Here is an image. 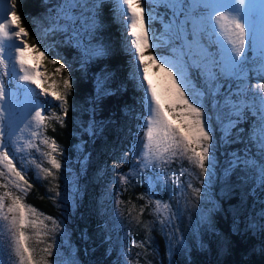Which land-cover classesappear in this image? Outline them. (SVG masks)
<instances>
[{
    "label": "snow or ice",
    "instance_id": "1",
    "mask_svg": "<svg viewBox=\"0 0 264 264\" xmlns=\"http://www.w3.org/2000/svg\"><path fill=\"white\" fill-rule=\"evenodd\" d=\"M243 5L244 0H237L238 7ZM105 6L109 7L113 22L122 24L125 36L131 37L128 51L134 66L130 79L142 91L141 104L145 113L141 131L137 133L136 163L142 169H160L153 174L149 193L154 195L155 190L161 188V165L172 158H186L199 169L201 176H210L219 163L218 145L237 142L243 148L232 154L225 171L230 175L236 170L246 176L250 174L253 187L264 192V83L259 82L264 80V28L257 49V34L241 18L240 12L233 15L219 11L209 15L207 8L194 0H112L111 4L107 0H60L51 11L54 17L51 30H66L75 25L72 29L75 44L85 62L99 60L109 52L105 45L92 43L103 30ZM18 7V0H3V10L0 11V102L15 98L27 108L25 119L43 127L45 120L50 118L46 105L54 101L61 113H52V117L61 126H66L70 110L67 96L73 89L70 66L66 61L61 62L60 57H53L39 42L28 43L30 33L22 26ZM85 7L89 15L81 24L75 10L82 12ZM156 22L160 25L158 29L155 28ZM81 31L91 39L85 41ZM209 32L217 37L218 53L209 51L204 42ZM13 42L16 46L9 48ZM165 46L170 47L172 57L165 58L160 54L159 50ZM37 53L49 63L59 65L54 75L69 73L63 78L62 92L52 77L42 71L39 63L33 67ZM29 56L33 63H29ZM193 70L198 73L200 87L191 75ZM253 76L258 77L255 86L251 83ZM4 77L10 80L5 81ZM106 91L107 86L102 89L101 98ZM5 119L6 111L0 108V167L6 170L0 171V177L8 175L9 182L15 183L19 191L26 194L27 189L20 182L28 187L31 184L25 170L17 168L12 147L19 126L14 128L9 122L5 123ZM246 123L247 128L243 127ZM252 124L256 125L255 132ZM85 131L95 136L98 129L92 127ZM43 143L51 150L46 154L51 168L62 170V163L52 155L59 150L55 140L49 143L44 139ZM44 171L48 176H54L51 170ZM127 179L126 175H121L122 182L126 183ZM188 187L192 188V185ZM164 191L168 188L164 187ZM193 191L199 199L201 189L193 188ZM60 195L57 192V196ZM6 200L11 203L6 204ZM161 207L167 210L169 205H162L157 199V210ZM37 215L43 219H34ZM0 220L7 224L11 253L19 264H57L55 260L47 259L54 255L55 241L43 249L45 256L37 258L25 231L37 228L38 224L46 228L44 220H52L58 227L55 219L26 205L22 196L5 192L0 195ZM254 224L255 221L247 224L250 231L259 229L264 232V206L261 208V222L255 227ZM212 227L214 229V225ZM0 264H3L2 260Z\"/></svg>",
    "mask_w": 264,
    "mask_h": 264
},
{
    "label": "trees",
    "instance_id": "2",
    "mask_svg": "<svg viewBox=\"0 0 264 264\" xmlns=\"http://www.w3.org/2000/svg\"><path fill=\"white\" fill-rule=\"evenodd\" d=\"M59 2L60 0H18V13L22 18V26L27 28L30 33L27 37L28 43L32 45L40 41L39 44L47 48L49 47L48 43L53 44L51 48H48L51 55L60 57L61 62L66 61L70 66L73 89L67 96L70 110L66 126H61L57 120L51 119L45 121L44 126L41 127L42 146H47L43 143L44 139H48L49 143L53 139L55 140L59 150L52 154L62 163V170H56L54 179L49 181L36 177L34 171L25 167L23 162L20 166L17 163L18 168L25 170L26 178L31 184V187H28L21 181V186L26 188L27 192L25 194L21 193L19 189L17 191L23 197V202L26 205H31L39 213L54 218L57 211L53 206L51 197L53 192L59 189V181L65 176V166L77 164L73 161V150L75 146L80 144L82 150L79 152V158L84 161L81 177L79 178L83 191L81 194L82 201L79 203V199L75 200V210L71 211L73 214L71 223H69L70 240L74 245V253L83 264H120L117 256L115 258V253L109 250V237L111 234L113 239L114 232L109 234L107 231L112 223L107 211L110 200L114 202L117 194L113 191L111 199L106 198V188H110L111 191L114 180H110L108 170L109 167L116 166L120 170V175H122L128 172L132 166L130 164L131 151L138 141V127L141 126L144 115L141 104L142 91L130 79V73L134 66L133 60L127 49L128 47L126 48L125 43L121 41L119 28L122 24L119 23L117 26V23L113 22L108 6H105L103 10L104 27L97 34V38L101 44L109 49V52L107 56L99 60H91V64L84 71L74 64L77 47L64 44L61 41V36L58 35V33H62L60 30L51 31L47 37H44L40 28L43 29L45 25L52 24L51 11ZM107 3L111 4L109 1ZM194 3L205 7L203 0H194ZM159 27V22H156L155 28L158 29ZM204 42L207 44L209 51L218 53L217 41L213 42L205 36ZM166 47L159 50L162 56L165 54L163 48L166 49ZM40 64H42V69L53 80L55 79L58 90L62 92L63 78H66L69 73L62 72L59 75H54L59 65L49 63L44 57ZM196 73L193 70L191 75L196 79L197 86L200 87L201 81ZM98 76L99 78L105 76L103 80L105 84L103 82L104 85L102 84L98 88L104 89L107 86V91L104 93L103 98H99L97 104H94L92 102L94 95L99 92L97 88ZM257 80L258 77L253 76L251 80L253 86L256 85ZM51 82L50 80L49 83ZM259 82L264 83V80ZM256 90L259 92V89ZM89 103L95 109L91 110ZM54 105L55 102L53 101L52 110L61 113V109ZM94 110L98 111L97 116H94ZM96 123L98 132L95 136H91L85 129L90 130ZM243 127L247 128L248 124H244ZM252 129L253 132L256 131L255 124H252ZM242 148L243 145L239 142L227 146L223 143L218 145L219 163L214 172L216 179L211 184V192L215 200L211 211V223L214 225V229L212 227L213 233L211 237L207 236L208 239L206 240L207 242H209L208 240L211 241V247L207 245V250H194L191 254L189 252L187 259L181 258L182 260H179L176 256L173 259V264H264V232H250L244 226L242 218L239 217L240 214L237 217L232 215V210H236L237 207L241 206L239 194L236 190L233 191V195L226 197V195L218 193L217 189V184L220 181H235L237 183L243 181L250 199L249 204L252 205L251 200L253 199L251 198L264 199V192H260L253 187L250 174L246 176L236 170L232 175L228 173L223 175L225 174V164L232 158V154ZM63 153L67 159L61 155ZM257 156H259L258 152ZM127 180L129 181V179ZM142 187V185L133 182L127 188H123L121 184L114 187L120 192L117 197V207L122 209L124 221L126 223L128 221L126 216L137 220L135 227L130 228L128 231L139 232L141 230V219L137 217L134 206H136L135 195L141 192ZM100 190H102V193H100ZM125 208L130 210L128 215H125ZM37 216L39 217V215ZM152 236L157 238L155 233L147 234L149 239ZM215 237H221L225 241L226 250L223 256L216 257L214 252L211 254V249L214 250L213 246H215L212 242ZM158 244L157 246H160L159 250L162 253L163 244L161 242H158ZM161 264H164V262L161 261Z\"/></svg>",
    "mask_w": 264,
    "mask_h": 264
},
{
    "label": "rangeland",
    "instance_id": "3",
    "mask_svg": "<svg viewBox=\"0 0 264 264\" xmlns=\"http://www.w3.org/2000/svg\"><path fill=\"white\" fill-rule=\"evenodd\" d=\"M107 1L112 2V0ZM203 1L205 7L208 9L209 15L222 11L219 8V2L217 3L218 0ZM245 3V7L243 6L239 12L241 18L256 32V47L258 49L259 36L263 28L261 0H247ZM2 10L3 0H0V11ZM75 12L79 17L81 24L89 15L87 7L83 8L82 12L80 10H75ZM230 13L235 15L234 13L236 12ZM51 18L50 19L53 21L54 17L51 16ZM118 24L119 23H117V26ZM50 26L51 24L48 26L45 25L43 29L42 27L40 28L44 37H47L52 31ZM74 27L76 26L70 25L66 30H60L62 33H58L64 44L76 46L75 33L72 31ZM80 34L81 36H84L83 31H81ZM119 34H121V41L125 43L124 46L127 48L128 41L131 40V37L125 36L123 25L119 28ZM70 37L72 39H70ZM206 38L209 40L211 39L213 42L217 41V37L211 33L207 34ZM89 39L91 38L84 36L85 41H88ZM92 43L96 44L100 43V41L96 38V40H92ZM48 45V48H51L53 44L48 43ZM14 46H16L15 42L8 45L9 48ZM163 50L165 52L163 57H172L173 54L170 47L167 46L166 49L163 48ZM42 58L43 57H40L37 53L36 62L33 63L31 56H29V63H33V67H35L36 63L40 64ZM74 62L75 66L79 67V69H83V71L89 64H91V61L85 62L84 57L80 54L78 49H76V59ZM40 65L42 66V64ZM9 68H11V65H9ZM42 71L44 70L42 69ZM196 74L198 76V73ZM0 75H2V72H0ZM104 77H97V88L103 84ZM4 79L5 81L10 80L9 77H4ZM12 86L15 87L14 84ZM98 90L99 92L94 95L92 100L94 104H97L100 100L99 98H101L100 91H102V89L98 88ZM40 99L43 100L44 98L40 97ZM51 105H53V102L47 105V112L50 118L46 119V122L54 119L52 113H56L52 110ZM0 108L5 109L6 111L5 123L9 122L14 128L19 126V131L15 133L12 140L13 151L17 157L15 161L16 166L17 163L20 166L23 162L24 166L32 169L36 174V177L39 179L53 180L56 175V170L51 168V165L48 162V156L46 155L51 151L50 148L48 145L45 147L42 146V128L37 127L34 122L29 123V121L25 119L28 115L27 108L23 104H19L13 97H9L7 101L0 102ZM89 108L91 110L95 109L91 103H89ZM93 114L94 116H97L98 111L94 110ZM213 115H215V112H213ZM142 125L143 119L141 126L138 127V132L141 131ZM7 126L8 125L6 124V127ZM94 127L97 128V123ZM138 143L139 137L131 151L130 164L132 166L128 172L122 174L127 176L129 179V181L127 180L128 182L125 183L121 181L120 170L118 167H109L108 175L110 180L114 179V183L111 191L110 188H106V198L109 197V199H111L113 191L116 192L117 197L119 196L120 192L114 188L116 185L121 184L123 188H127L130 184L132 185V182L134 184L138 183L142 185L141 192L135 195L136 206H134L137 217L141 219V230L139 232L133 230L128 231L130 228L135 227L137 220L130 216H126V220H128L126 223L122 217L124 216L122 215V209L117 207L118 198L116 197L114 202L113 200H110V206L108 207L107 212L109 213V219H111L112 223L110 224V229L106 230L109 234L114 232V238L112 239L113 236L110 234L109 250L115 253V258L117 256L120 264H161V261H163L164 264H173V259L176 258V256L179 260H182L181 258L187 259L189 257V252L191 254L194 250H207V245L211 247V241H206L208 239L207 236L211 237V234L213 233L211 211L214 207L215 200L213 199V194L211 192V184L214 183L216 175L201 176L199 169L194 168L186 158H172L170 162L161 165V168L163 169L161 172V188L155 190V194L151 195L148 191L149 183L152 181L153 174L160 172V169H142L141 165L136 163L138 157L135 156V153L136 150H138ZM81 150L82 146L80 144L75 146L73 150V161L77 164H69L68 166H65V176L61 178V181H59V189L54 191L51 197L53 206L57 211V215L53 219L58 222L59 226L57 227L54 225L52 220H44V224L47 226L46 228H43L38 224L35 229L28 228L25 230L26 234L30 237L29 244L35 249L34 254L37 258L45 256L46 254L43 252V249L46 248L48 244H52L53 241H55L52 249L54 255L47 257V259L50 261L55 260L57 264H83L77 257L76 253H74V245L70 240L69 227V223H71L72 220L71 216L73 214L71 211L75 210V200L79 199V203L82 201L81 194L83 191L79 183V178L81 177L84 161L79 158V152ZM61 155L67 159L64 153ZM123 161L125 160L123 159ZM227 165L228 163L225 164L224 170ZM45 169L51 170L54 173V176H48L44 171ZM0 171L6 172L2 167H0ZM226 173L229 174V172L225 171V174L223 175H226ZM145 177H147V182L145 181ZM14 179L15 178L13 177V180ZM189 184L192 185V188L188 187ZM217 185L218 193L226 195V197L233 195L232 193L234 190L238 192L241 206L237 207L236 210L233 209L232 215L237 217L240 214L239 217L242 218V222L246 229H248L247 224L251 221H255V224L261 222V208L264 206V199L254 197L251 198L253 199L251 200L252 205L249 204L250 199L248 198L247 188L243 181H240V183L235 181H220ZM164 187H167L168 191H164ZM193 188L201 189V196L199 199L196 198ZM17 190L18 188L15 187V184L9 182L8 175L0 177V195H3L5 192L19 195ZM57 192L61 193L59 197L57 196ZM100 193H102V190H100ZM157 199L161 200L162 205L168 204L169 208L166 210L161 207L157 210ZM10 203V200H6V204ZM128 210L129 209L125 208V215L129 214L130 210ZM34 219L39 221L43 219V216L39 215V217L36 216ZM253 231L260 230L256 229ZM150 233H155L157 238L152 236L149 239L147 234ZM142 235H144V237H142ZM193 240L195 241L194 243ZM201 241H203V246H201ZM158 242L163 244L162 253L159 250L160 246H157ZM212 242L215 246H213L214 250L211 249V254L214 252L216 257L223 256L226 250L225 241L221 237H215ZM0 260L3 261V264H19L17 258L11 253L10 234L7 230L6 222L3 220H0ZM199 262L200 261L198 260V263Z\"/></svg>",
    "mask_w": 264,
    "mask_h": 264
},
{
    "label": "bare ground",
    "instance_id": "4",
    "mask_svg": "<svg viewBox=\"0 0 264 264\" xmlns=\"http://www.w3.org/2000/svg\"><path fill=\"white\" fill-rule=\"evenodd\" d=\"M247 0H244V5L246 4ZM243 5V6H244ZM243 6H237V0H221V2H219V7L221 10H225V11H229V12H238L239 10H241V8ZM261 14H262V26L264 28V0H261ZM136 156V153H135Z\"/></svg>",
    "mask_w": 264,
    "mask_h": 264
},
{
    "label": "water",
    "instance_id": "5",
    "mask_svg": "<svg viewBox=\"0 0 264 264\" xmlns=\"http://www.w3.org/2000/svg\"><path fill=\"white\" fill-rule=\"evenodd\" d=\"M219 2H221V0Z\"/></svg>",
    "mask_w": 264,
    "mask_h": 264
}]
</instances>
